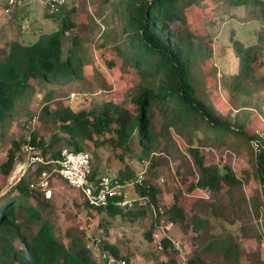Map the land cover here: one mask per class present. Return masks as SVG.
I'll list each match as a JSON object with an SVG mask.
<instances>
[{"label": "trees", "instance_id": "1", "mask_svg": "<svg viewBox=\"0 0 264 264\" xmlns=\"http://www.w3.org/2000/svg\"><path fill=\"white\" fill-rule=\"evenodd\" d=\"M78 1L86 3L87 0H70L68 7L65 3L59 4L53 11L45 2V16L54 21L55 27L41 31L35 40L27 43L15 38L2 42L0 125L20 112H27L36 87L85 79V65L95 58L89 54L91 48L85 44L83 31L78 29ZM99 1L103 5L97 14L106 24L98 44L104 50L101 56L107 66L113 67L114 62L105 51L109 45L113 46L125 64L132 65L140 76L132 88L135 112L113 100L104 101L100 107L78 110L61 102L54 108L45 104L43 112L51 117L54 127L48 137L31 132L29 141L46 160L58 158L64 148L88 152L91 180L105 175L93 161H98L99 148L109 147L119 163L118 170L110 176L126 186V196L127 187L134 186L133 191L139 198L132 199L131 207H139L117 205L118 198L96 206L84 198L86 216L99 219L98 226L104 227L102 252H96L94 244L100 238L94 239L92 246L89 242L92 236L83 228L66 223L55 197L43 196L39 176L44 170H52L51 163L37 168L29 166L18 181L12 179L18 161L24 160L21 148L27 139L15 141L6 160L0 164V177L6 182L0 190V264H108L111 257L122 259L117 243L109 238L111 223L116 216L125 221L144 216L148 209L145 206L151 204L156 206L155 223H160L163 217L169 224L186 222L202 240V247L192 257L180 263L174 258L170 264H207L201 259V253L210 249L220 251V256L231 264H264L259 246L263 238L255 223L264 204V137L250 133L246 124L251 111L258 109L264 114V74H259L256 66L261 44L234 41L238 70L222 75L220 81L237 112L234 114L231 108L223 113L208 97L202 70L203 64L214 55V40L209 32L193 27L190 22V13L205 12L212 1L216 4L210 6L214 15L219 9L228 12L241 7L247 10L249 19L260 21L264 26V0ZM108 11L112 23L117 18L121 20V28L112 29L115 35L108 28ZM87 17L88 25L96 29V16L87 13ZM2 31L0 26V34ZM262 38L259 36L258 40ZM213 75L217 76L216 70ZM157 110L164 119L165 131L170 133L173 128L187 143L189 157L184 153L181 156L186 159L189 172L193 173L196 167L200 173L187 191L197 188L212 191L214 200L198 199L186 211L180 202L183 191L179 190L171 206L164 210L158 205L161 189L151 181V173L160 163V155L154 156L160 149L154 124ZM210 142L216 147L226 145L234 152L240 151L244 144L251 147L261 192L248 198L243 190L246 177L239 176L228 165L207 164L203 148ZM167 147L163 151H169ZM178 173L182 174L179 170ZM185 178L182 175V180ZM143 199L144 206L140 201ZM151 233L152 229L145 235L151 239ZM250 238L259 248L246 251L243 240ZM161 243L163 249L174 247L167 235ZM124 260L129 264L128 258Z\"/></svg>", "mask_w": 264, "mask_h": 264}, {"label": "rangeland", "instance_id": "2", "mask_svg": "<svg viewBox=\"0 0 264 264\" xmlns=\"http://www.w3.org/2000/svg\"><path fill=\"white\" fill-rule=\"evenodd\" d=\"M46 1L22 0L8 14L4 12V4L0 3V26H3V31L0 34V48L4 47L2 42L6 39L15 38L27 43L35 40L41 31H48L55 27L54 21L45 16ZM69 3L70 0H66L64 6L68 7ZM101 5L103 4L98 0H87L86 3L78 1L76 4L78 29L80 32L83 31L85 44L91 48L89 54L91 53L95 58V61H90L85 65V79L69 84L50 83L48 86L36 87L26 108L27 112H20L14 118L6 120L0 125V164L6 160L7 152L9 148L13 147L15 141L22 142L30 136L31 132H37L39 136H49L54 124L51 117L43 112L45 104L54 108L61 102L78 110L100 107L104 101L113 100L135 112L136 105L131 100L132 88L139 82L140 76L132 65L125 64L113 46L109 45L108 49H105L109 59L114 62L113 67L107 66L101 56L104 50L100 49L98 44L102 41V33L106 29V24L97 14ZM215 5L211 1L205 12L190 13V22L193 27L203 28L204 32H209L214 40V55L202 67L203 74L206 75L204 86L208 97L221 112L226 113L232 108L235 114L236 106L232 102L229 92L222 87L220 80L222 75L226 76L232 71L238 70L239 58L233 51L235 40H240L245 45L261 44L256 66L258 73L264 74V26L260 21L249 19L247 10L241 7L228 12H222L223 9H219L215 11L218 14L214 15L211 7ZM87 13L96 16L98 26L94 30L88 25ZM109 16L110 12L108 11V28L111 30L121 28V20L117 18L112 23ZM214 18L215 22L212 23ZM259 36H263L262 40H258ZM215 70L217 76L213 75ZM262 87L264 88V79ZM260 94H258V98H260ZM262 96L264 97V94ZM154 117L160 142V149L154 156L160 155V163L151 173V181L161 189L158 205L164 210L171 206L175 201V194L179 190L183 191L180 202L186 211H189L192 204L198 199L214 200L215 195L212 191L201 188L191 192L187 191V187L191 182H195L200 174L196 167H193L192 171L194 172L190 173L186 159L181 156V153H184L189 157L188 145L173 128L170 133L165 131L164 119L158 110ZM246 122L247 130L250 133L255 132L264 137V114L262 112L258 109L251 111ZM166 146L169 151H163V147L166 148ZM253 148H257L254 142ZM89 152L91 155L94 154L92 150ZM97 152L98 161H93V165H97L102 174L114 175L118 170L119 163L110 148L104 146ZM203 152L207 164L228 165L239 176L246 177L243 180V190L248 198L251 199L255 194L261 192L262 185L254 172L251 147L244 144L240 151L234 152V149L228 148L226 145L216 147L210 142L203 148ZM93 160L95 159L93 158ZM32 166L37 168L39 164L34 163ZM178 170L182 173L181 175ZM182 175H185V180H182ZM51 184L54 188L52 197H55L56 205L62 212V216H66V223L83 228L87 235L92 236L89 241L92 246L93 240L100 238L101 241L94 244V250L101 253L100 244L103 239L101 236H103L104 227L98 226L99 219L86 216L83 206L84 197L81 192L69 187L60 177L52 178ZM4 186H6V182L0 177V190ZM126 190L129 199L139 198V195L133 191V185L127 187ZM140 201L144 206L145 199ZM131 206L124 207L135 209L139 207ZM145 207L148 209L144 216H135L128 221L116 216L109 228V238L117 243L120 248V256H123L122 259L128 258L129 264H170V260L174 258L180 263L184 258L192 257L202 247V240L197 238V233L192 225L187 226L186 222L169 224L165 217L160 223H155L156 206L151 204ZM260 209L261 215L255 218V223L262 234L263 239L259 246L264 258V204ZM151 229V239H149L145 233ZM207 233L210 235V230H207ZM165 235L170 236L172 242L178 243L181 250H176L173 247L175 252L172 247L163 249L162 246L160 248L158 241H161ZM243 245L246 251L259 248L255 240L251 238L244 239ZM201 259L207 264H231L220 256V251L216 252L211 249L207 252L203 251Z\"/></svg>", "mask_w": 264, "mask_h": 264}, {"label": "built area", "instance_id": "3", "mask_svg": "<svg viewBox=\"0 0 264 264\" xmlns=\"http://www.w3.org/2000/svg\"><path fill=\"white\" fill-rule=\"evenodd\" d=\"M22 0H5L4 12L10 13L14 6L20 3ZM51 11L57 9L59 4H63L66 0H47L46 1ZM30 136L27 141L22 145L21 151L24 156L23 161H18L13 180L18 181L21 175L26 171L29 166L34 163L39 165L52 164L51 171L44 170L39 176L40 186L43 192V196L46 199L52 197L54 188L51 184L52 175L62 178L65 183L74 189L80 190L84 198L91 205H106L113 198H118L116 204L120 206H131L132 199H129L124 192L126 187L119 179L110 176L102 175L98 180H91L89 178L92 165L91 158L86 151H71L64 148L61 154L55 160H46L38 153L36 146L30 141ZM159 247L162 248V243L159 240ZM176 250H181V246L173 242ZM185 258L183 259V261ZM108 264H127L124 259H116L111 257L108 259ZM183 264V263H181Z\"/></svg>", "mask_w": 264, "mask_h": 264}]
</instances>
